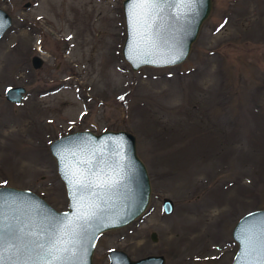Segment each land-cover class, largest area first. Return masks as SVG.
<instances>
[{
    "label": "rangeland",
    "instance_id": "rangeland-1",
    "mask_svg": "<svg viewBox=\"0 0 264 264\" xmlns=\"http://www.w3.org/2000/svg\"><path fill=\"white\" fill-rule=\"evenodd\" d=\"M121 2L0 0L11 20L0 37V186L66 210L48 143L82 129L128 131L148 202L97 236L91 262L107 263L114 249L164 264H230L233 224L264 208V0H211L182 62L135 71L120 55ZM16 85L24 93L14 104L3 93Z\"/></svg>",
    "mask_w": 264,
    "mask_h": 264
},
{
    "label": "water",
    "instance_id": "water-1",
    "mask_svg": "<svg viewBox=\"0 0 264 264\" xmlns=\"http://www.w3.org/2000/svg\"><path fill=\"white\" fill-rule=\"evenodd\" d=\"M137 0H122L124 37L122 59L132 71L140 67H166L182 62L189 52L211 0H167L163 11L152 9L147 23L134 16L142 12ZM10 16L0 8V37L10 26ZM148 25H151L149 28ZM41 58H30L32 68ZM22 86L5 89L3 98L17 104L23 97ZM62 181L67 208L57 211L26 189L0 186V252L4 264H22L38 259L36 243L67 246L75 253L69 264H93L91 254L97 236L122 227L144 211L150 184L143 162L138 158L134 136L125 130L87 129L65 133L47 145ZM79 179L80 184L75 183ZM86 185V186H85ZM161 211L169 214L172 201L163 197ZM9 227L22 229L18 239L10 238ZM75 229L76 235H72ZM150 240L155 241L151 232ZM236 244L230 264H261L264 261V208L241 215L230 230ZM70 241V243H69ZM19 249V251H18ZM66 255V254H65ZM105 264H164L162 255L130 259L120 250L110 249Z\"/></svg>",
    "mask_w": 264,
    "mask_h": 264
},
{
    "label": "snow or ice",
    "instance_id": "snow-or-ice-1",
    "mask_svg": "<svg viewBox=\"0 0 264 264\" xmlns=\"http://www.w3.org/2000/svg\"><path fill=\"white\" fill-rule=\"evenodd\" d=\"M186 2H190V0H186ZM165 4H167V0H137V9L143 11L134 13V16L138 18V22H142L143 26V24L147 23V18L150 14V11L152 9L163 11ZM148 27L150 28L151 25H148ZM221 27H223V25H221ZM75 183L80 184L81 181L77 179ZM2 230V227H0V231ZM20 231H22V229L9 227L10 238L18 239L16 233ZM72 235H76L75 229L72 230ZM49 245L50 246H46L43 243H36L35 248L39 249L40 253L42 254L39 255L37 260L33 261L31 258H29V260L23 261L22 264H69V261H71L75 255L72 249L67 246V243L63 248L57 247L51 241H49ZM0 264H4L2 252H0ZM11 264H16V262L12 261ZM261 264H264V261H261Z\"/></svg>",
    "mask_w": 264,
    "mask_h": 264
}]
</instances>
